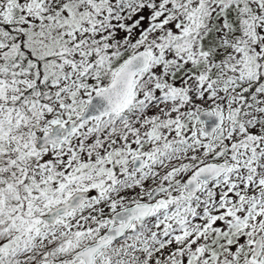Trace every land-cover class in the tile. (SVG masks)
<instances>
[{
    "label": "snow or ice",
    "instance_id": "snow-or-ice-1",
    "mask_svg": "<svg viewBox=\"0 0 264 264\" xmlns=\"http://www.w3.org/2000/svg\"><path fill=\"white\" fill-rule=\"evenodd\" d=\"M0 264H264V0H0Z\"/></svg>",
    "mask_w": 264,
    "mask_h": 264
}]
</instances>
